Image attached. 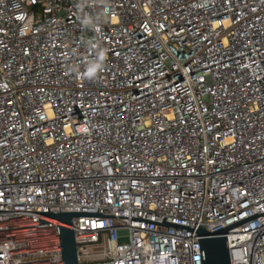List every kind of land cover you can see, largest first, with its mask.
<instances>
[{
  "label": "built area",
  "instance_id": "1",
  "mask_svg": "<svg viewBox=\"0 0 264 264\" xmlns=\"http://www.w3.org/2000/svg\"><path fill=\"white\" fill-rule=\"evenodd\" d=\"M80 3L0 0V264H63L48 207L210 232L263 212L264 0ZM72 223L78 264H202L197 232ZM226 235L264 264V214Z\"/></svg>",
  "mask_w": 264,
  "mask_h": 264
},
{
  "label": "water",
  "instance_id": "2",
  "mask_svg": "<svg viewBox=\"0 0 264 264\" xmlns=\"http://www.w3.org/2000/svg\"><path fill=\"white\" fill-rule=\"evenodd\" d=\"M39 224L56 222L58 226L61 255L63 264H78L77 261V246L75 241V234L73 231V219L77 216H103V217H121V218H133L152 222L156 224L166 225L179 229L189 230L197 232L200 255L202 264H231L230 252L227 243L226 232L228 229L233 228L243 222L253 219L257 216L264 214L254 213L241 220L235 221L224 227H221L212 232L205 229L202 224L197 226L183 225L174 222L165 221V216L162 222L154 221L151 219L136 217V216H121L114 214H103L99 208L97 212L93 211H37Z\"/></svg>",
  "mask_w": 264,
  "mask_h": 264
},
{
  "label": "clouds",
  "instance_id": "3",
  "mask_svg": "<svg viewBox=\"0 0 264 264\" xmlns=\"http://www.w3.org/2000/svg\"><path fill=\"white\" fill-rule=\"evenodd\" d=\"M91 0H81V3L78 4V7L87 6ZM102 2L106 3V0H102ZM81 23L85 28H92L95 30L96 20L91 16H83L81 18ZM91 47L95 50V59L90 60L83 72V78L87 79H95L97 75L103 70L104 62L106 60V52L103 49L99 48L98 44H93Z\"/></svg>",
  "mask_w": 264,
  "mask_h": 264
},
{
  "label": "rangeland",
  "instance_id": "4",
  "mask_svg": "<svg viewBox=\"0 0 264 264\" xmlns=\"http://www.w3.org/2000/svg\"><path fill=\"white\" fill-rule=\"evenodd\" d=\"M126 240H127V237H121V238H120V241H122V242H123V241H126Z\"/></svg>",
  "mask_w": 264,
  "mask_h": 264
}]
</instances>
